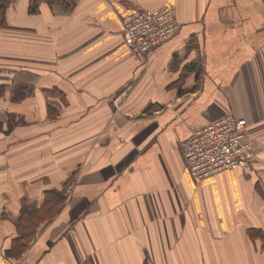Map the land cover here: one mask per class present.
Here are the masks:
<instances>
[{"label": "crops", "instance_id": "obj_1", "mask_svg": "<svg viewBox=\"0 0 264 264\" xmlns=\"http://www.w3.org/2000/svg\"><path fill=\"white\" fill-rule=\"evenodd\" d=\"M29 1L0 28V264H264V0ZM168 3L180 28L141 61L121 16ZM227 113L256 158L195 182L180 143ZM52 189L60 209L15 255L21 213Z\"/></svg>", "mask_w": 264, "mask_h": 264}, {"label": "built area", "instance_id": "obj_2", "mask_svg": "<svg viewBox=\"0 0 264 264\" xmlns=\"http://www.w3.org/2000/svg\"><path fill=\"white\" fill-rule=\"evenodd\" d=\"M179 28L173 4L157 9L138 5L121 16L120 34L130 52L143 61ZM180 151L184 167L199 182L219 171L247 167L256 158L257 144L248 135L246 120L227 113L193 127Z\"/></svg>", "mask_w": 264, "mask_h": 264}, {"label": "trees", "instance_id": "obj_3", "mask_svg": "<svg viewBox=\"0 0 264 264\" xmlns=\"http://www.w3.org/2000/svg\"><path fill=\"white\" fill-rule=\"evenodd\" d=\"M14 0H0V28L7 27V21H6V9L12 3ZM46 2L48 4H57L61 6L64 10H72L75 6L76 0H30L29 5H28V10L29 12H34L40 2ZM191 39V44L193 46L196 45L195 39L193 37ZM156 48V47H155ZM153 48V49H155ZM152 50V49H151ZM193 68L192 64H187L183 67L185 71L181 72V77H184V73H186L188 70H191ZM187 70V71H186ZM182 78H179L176 81L171 82V86L174 85V83H179L182 84ZM196 85L193 89L198 87V71H196ZM26 88L21 84L17 83L13 86L12 92H11V100L12 101H19L23 98L24 93H25ZM181 90H178V93ZM6 92V85L2 82H0V97H2L3 94ZM45 93L48 95H59V92L57 91L56 87L50 88L45 90ZM147 112H152L155 109H159L161 107L160 104H148L147 106ZM51 106L48 105V109H50ZM12 125L9 122V128H11ZM2 128V125L0 123V129ZM63 201V194L61 192H58L57 190H45L44 191V204L47 205L48 208H51L52 206H55L56 209L53 213V215L60 209V206ZM43 207H40L34 211H29L24 214L25 210L23 213H21L20 218L18 219V235L15 237V243L13 244V253L15 255H18L19 253H22L25 251L27 246L29 245V242L31 241L32 237L35 234V226L37 224L42 223V227L45 226V224L48 222H44L45 219L49 220L53 215L49 217H45V210H43ZM258 232L257 229H249L248 233L251 236H256V233Z\"/></svg>", "mask_w": 264, "mask_h": 264}, {"label": "rangeland", "instance_id": "obj_4", "mask_svg": "<svg viewBox=\"0 0 264 264\" xmlns=\"http://www.w3.org/2000/svg\"><path fill=\"white\" fill-rule=\"evenodd\" d=\"M13 123H14V121H13ZM66 186H67V185H66ZM66 186H65L64 188H66ZM44 209H46V210H45V217L47 218V217L53 215V213H54L56 207H55V206H52L51 208H48L47 205H44L43 210H44ZM34 235H35V234H34ZM33 237H34V236H33Z\"/></svg>", "mask_w": 264, "mask_h": 264}]
</instances>
